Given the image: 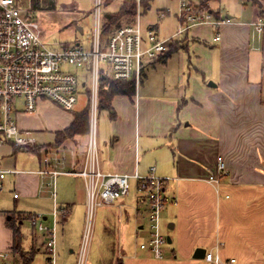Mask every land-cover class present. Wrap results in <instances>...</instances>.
I'll list each match as a JSON object with an SVG mask.
<instances>
[{
    "label": "crops",
    "instance_id": "1",
    "mask_svg": "<svg viewBox=\"0 0 264 264\" xmlns=\"http://www.w3.org/2000/svg\"><path fill=\"white\" fill-rule=\"evenodd\" d=\"M200 1L193 3L198 4ZM234 1V6L231 5L226 12H223L224 6L219 1L218 5L213 0L208 1L207 10L215 18L229 17L231 21L218 27L212 24L195 25L181 37H176L166 53L145 64L136 91L131 95H116L112 98L115 114L111 117L107 113L108 125L102 128L100 139L97 140L103 171L131 173L137 163L139 172L146 174L153 166L155 173L172 186L170 195H175V198L178 196L185 208H188L187 204L189 208L192 207L193 201L199 218L202 215L203 198L207 196L203 191H197L196 187L203 185L209 188L218 183L221 190L215 187L216 203L219 213H223L226 234H230L233 227L236 230L240 228L231 218L235 217L243 199L251 194L257 198L259 192L264 194V0H258L257 5L248 0ZM160 13L163 18L164 12ZM260 19L263 25L258 28L256 23ZM152 25L157 28L156 24ZM216 28L219 35L215 39ZM209 41L216 43L213 49L203 46ZM189 46L194 53L202 56L196 53V57L191 56ZM253 51L256 52L254 55ZM253 62L258 70L260 67L259 73H255V70L252 72ZM72 118L67 124H60L62 127L58 130L67 127ZM86 142L87 133L75 134L62 141L59 147L65 149V153L72 150L73 156L60 165L61 169L77 170L81 167ZM46 144L49 143H38L40 146ZM219 161L224 164V173L218 169ZM40 166L38 155L37 168ZM12 175L15 176V199L23 196L35 200L32 202L35 205L33 207L13 209L20 213L19 224L25 242L23 247L34 250L30 264H35V252L38 251L44 264L47 250L43 235L36 233L34 228L23 232L24 223L28 222L25 216L40 213L49 219L53 203L63 209L62 213L57 214L56 264H75L77 249L72 244L79 238L73 208L77 201L84 207L82 178L74 174L58 175L54 180L53 198L50 177L26 171ZM61 175L71 177L59 178ZM210 176L216 177L218 182H209ZM221 191L224 193L222 200ZM45 199H51L50 207L45 204ZM177 204L178 200L173 204L174 209ZM107 208L118 211L113 217L107 216L103 220V228L96 224V235L97 244L99 241L98 245L109 250H101L98 257L93 256V259L88 257L86 264H118L120 259L122 264H127L129 260L148 264L147 259L151 257L144 256V251L151 253L138 246L148 236V230L144 231L145 224L142 222L143 214L146 215V204L134 184L128 195ZM169 216L168 220H175V216ZM118 219L121 221L117 222ZM0 222L7 227L6 213L0 215ZM167 225L173 233L177 221ZM8 229L9 240L0 244V250H11L12 231ZM139 231L143 232L141 236ZM207 232L203 236L200 234L199 241L193 244V251L195 246L205 245L203 237L210 234L209 228ZM123 233L133 240V249L128 252L121 249L119 254L115 245L125 240ZM222 240L225 241L216 240L212 246L219 257L229 255L231 251L226 250H231V247L245 252V245L240 242ZM11 258V264H14ZM231 259L227 262L221 260L222 264H232Z\"/></svg>",
    "mask_w": 264,
    "mask_h": 264
},
{
    "label": "built area",
    "instance_id": "2",
    "mask_svg": "<svg viewBox=\"0 0 264 264\" xmlns=\"http://www.w3.org/2000/svg\"><path fill=\"white\" fill-rule=\"evenodd\" d=\"M137 9L130 22H124L101 35V1L95 0L94 28L87 42H63L48 45L38 24L36 9L32 1L27 5L22 0H0V146L9 143L13 148L34 151L38 142L19 129L15 112L17 110L35 111L37 99L50 100L66 109H72L77 101L79 86L85 89L86 106L89 109V128L87 142L79 169L60 167L65 162V149L61 147H42L38 150L41 166L35 170L0 168V191L4 179L9 174L23 171L35 172L42 177L54 180L60 174H74L82 178L85 192V221L80 244L76 252L75 264H86L87 246L93 228L92 218L95 209L102 205H113L126 196L134 187L146 204L148 220V241L139 247L148 249L156 258H162L163 245L167 238L161 231L160 215L166 202L173 197L166 192V181L155 173L152 166L146 174H141L137 163L131 173L105 172L100 167L98 141L96 135V116L98 110V81L101 77L131 81L135 91L138 88L143 68L169 49L170 43L191 27L200 24L219 26L231 21L229 17L215 18L207 9L197 10L192 0H179L176 31L168 37H161L157 28L150 24H140L141 7ZM163 14H161L162 16ZM258 20L256 26L261 28ZM215 39L219 33L216 28ZM85 66L89 80L86 85L71 67ZM71 157L73 151L70 150ZM218 169L224 173L222 161ZM209 182H218L210 176ZM17 197V192L13 193ZM63 209L53 203L50 222L40 213L28 214L27 220L41 232L47 250L45 264H56V226L57 214ZM10 250H0V264H11ZM206 260L221 264L217 253L205 252ZM234 259L230 260V263Z\"/></svg>",
    "mask_w": 264,
    "mask_h": 264
},
{
    "label": "rangeland",
    "instance_id": "3",
    "mask_svg": "<svg viewBox=\"0 0 264 264\" xmlns=\"http://www.w3.org/2000/svg\"><path fill=\"white\" fill-rule=\"evenodd\" d=\"M32 0H22L24 5H27ZM101 1V14L103 15L104 11L115 12L119 10L120 4L123 0H100ZM128 1V0H127ZM135 1V6L137 9V0ZM199 1V0H193ZM224 6L223 12L229 10L231 5L234 6L236 3L234 0H213V2H218ZM199 2V6H200ZM140 7L142 4V0L139 2ZM218 5V3H217ZM33 6V2H32ZM94 6L95 0H37L36 3V15L39 27L41 29L42 34L44 35L45 42L48 45H57L63 42L76 43V42H87L88 36L91 35L94 28ZM206 9L208 8L205 7ZM179 10V0H150L149 4L146 8L141 7V16H140V24L141 26L147 27L150 24H156L158 33L161 37H168L174 31H176L179 25V19L176 17V13ZM159 11L164 12L163 18H161V13ZM231 14V13H228ZM225 15V14H224ZM132 17H120L119 24L124 23V21H130ZM81 28V29H80ZM181 37V36H179ZM178 37V38H179ZM210 42V41H209ZM207 43L205 46L207 49H213L216 43ZM256 51V50H255ZM189 54L193 57H196V54H200L197 52H193L192 48L189 46L188 50ZM256 52H252L254 55ZM202 54H200V57ZM254 58V56H253ZM260 63V59L258 61ZM257 62V64H258ZM85 66L71 67L74 72H77L80 79L85 81L86 85L89 84V80L85 71ZM253 70L252 72L259 73L260 67L256 68L253 62ZM185 79H187V74L184 75ZM185 84V83H184ZM87 96L85 94V89L82 86H79V94L77 97V101L72 109H66L50 100L47 99H37L36 109L35 111H23L17 110L15 112V119L19 129L23 131H27L28 135L33 137L38 143H49L45 146L36 145L34 151H26L21 148H12L9 143H6L0 146V168H11V169H36L38 166V150L42 147L47 148H56L62 143L52 144L55 139V132L62 127V125L67 124L66 122L72 118L74 111H79L86 106ZM105 109H98L96 116V135L97 140L99 141L100 135L102 132V128L108 125L109 116ZM64 122V123H63ZM63 123V124H62ZM62 124V125H60ZM98 143V142H97ZM43 145V144H41ZM39 148V149H37ZM37 150V151H36ZM65 160L69 161V157H71L70 152L65 153ZM61 177H71V176H59ZM15 176L9 174L4 179L3 189L0 191V215L6 213L7 211H11L15 208H30L35 206V200L26 199L23 196L15 199L13 197V180ZM132 184H134V180H130ZM218 184V183H217ZM210 185V189L204 187L203 185H199L196 187L197 191H203L207 197L203 198V209L201 218L198 216V210H194V204L192 201V207L189 208V204H187L188 208H185L184 204H181L180 198L178 196L175 198V195H170L172 192V186L170 183H167L165 188L166 192L173 197L172 201H168L165 203L163 210L160 215V223H161V231L164 236L167 238L169 236L172 239V242L166 241L163 245V253L162 259L156 258L147 251H144V256L151 257L147 259L148 264H213V262H207L205 259L193 258V244H195L196 240L199 241L200 234H207V228L210 229V234L203 237L205 240V245L200 246L206 248L213 255H215L216 251L213 249V245L216 244L217 241H225L230 243H238L245 245V252H241L239 248L231 247L230 253L224 254L220 257L223 261L228 259H234L232 264H264V194L258 193L257 198H255V194H251L243 199L242 204L239 206L237 212L235 213V217L231 218L233 221H236V224L240 225V228L236 230V227L231 229L230 234H226V229H223V213L217 207L216 203V191L215 187L217 186L220 190L219 184ZM51 192V190H50ZM44 193H47L44 191ZM224 193L220 192V198L222 200ZM54 198V195H53ZM208 198V199H207ZM50 200H44L45 204L49 207L51 206ZM176 208L174 209L173 204L177 202ZM191 200V199H190ZM252 201V202H251ZM253 203V205H252ZM191 205V204H190ZM102 206H104L102 208ZM98 206L95 209L92 222L93 228L91 231V235L89 238V243L87 246V258L93 256L98 257V253L101 250H106L108 252V248L97 244V235H96V224L99 227L103 228V220L108 217H113L114 213L118 210H113L107 208V206L111 205H102ZM181 207V208H180ZM174 209V210H173ZM192 210V212H191ZM74 219L78 222V240L75 241L72 246L78 249L81 239V234L83 231V225L85 221V203L84 207L80 205V202L77 201L76 205L73 208ZM171 216H175V220H168L167 218ZM197 215V218H196ZM20 218V215H18ZM28 218V215L25 216ZM51 217L45 220V222H50ZM143 224H145L144 231L148 230V220L147 215L143 214ZM80 221V222H79ZM121 221V220H117ZM177 221V225L173 233L171 229L168 227V223H174ZM121 224V223H120ZM119 224V225H120ZM122 227V226H121ZM119 227V229H121ZM33 229V226L28 222L24 223L22 230L27 233ZM35 229V228H34ZM101 232V229H99ZM173 230V229H172ZM36 233L41 234V232L35 229ZM139 236L143 233L139 231ZM9 229L0 222V244L6 243L9 240ZM124 234L125 240L121 241L120 244L115 248H117V252L121 254V249L124 252H128V250L133 249V240H130V237ZM229 234V235H228ZM173 235V237H172ZM144 236V235H143ZM142 236V237H143ZM145 238V237H144ZM217 238V239H216ZM146 239V238H145ZM132 241V242H131ZM148 241V236L145 243ZM209 242V243H208ZM31 243V241H30ZM25 245L24 240H22V250L20 252L21 256L24 259V264H26L28 257L31 256L30 248H24ZM139 246V245H138ZM198 247L195 246L194 249ZM10 251L12 252V248L10 247ZM75 249V250H76ZM37 253V255H36ZM13 254V252H12ZM35 264H42V255L41 253L35 252ZM14 264H20V257L17 255H12ZM122 257V256H120ZM124 259V257H122ZM45 261V260H44ZM227 262V261H226ZM119 263V262H118ZM29 264V263H27ZM45 264V263H44ZM127 264H137V262L128 261ZM222 264V263H221Z\"/></svg>",
    "mask_w": 264,
    "mask_h": 264
},
{
    "label": "trees",
    "instance_id": "4",
    "mask_svg": "<svg viewBox=\"0 0 264 264\" xmlns=\"http://www.w3.org/2000/svg\"><path fill=\"white\" fill-rule=\"evenodd\" d=\"M150 0H142L141 6L146 8ZM210 0H201L200 6L197 4V10H205L207 2ZM252 4H259L258 0H248ZM33 7H36L37 0H32ZM135 1L123 0L120 4L119 10L115 12L104 11L101 14V35L106 36L113 30L114 27L120 25V17H133L136 11ZM135 91L134 85L131 81L113 79L110 76L101 77L98 81V109H105L108 111L111 117L114 116V110L112 107V98L116 95H131ZM89 128V109L84 107L79 111L73 112V118L71 123L62 130L55 132V139L52 144L60 143L67 137H72L75 134L88 133ZM39 149V148H37ZM37 151V150H36ZM20 213L16 211L6 212V226L12 231V252L14 255L20 257V264H24V259L20 252L22 250V231L19 224ZM31 256L28 257L27 263H31L33 260L34 250L30 251ZM118 264H122L121 259Z\"/></svg>",
    "mask_w": 264,
    "mask_h": 264
},
{
    "label": "water",
    "instance_id": "5",
    "mask_svg": "<svg viewBox=\"0 0 264 264\" xmlns=\"http://www.w3.org/2000/svg\"><path fill=\"white\" fill-rule=\"evenodd\" d=\"M81 29V28H80ZM170 226H172V224L170 225ZM170 237L169 236H167V241L168 242H170ZM205 252H206V249L204 248V247H200V246H198V247H196L195 249H194V251H193V258H198V259H202V258H204V256H205Z\"/></svg>",
    "mask_w": 264,
    "mask_h": 264
}]
</instances>
